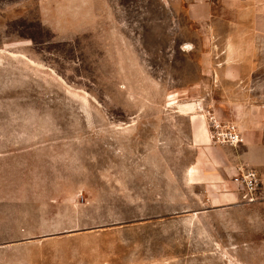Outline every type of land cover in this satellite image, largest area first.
<instances>
[{
	"label": "rangeland",
	"instance_id": "374dc122",
	"mask_svg": "<svg viewBox=\"0 0 264 264\" xmlns=\"http://www.w3.org/2000/svg\"><path fill=\"white\" fill-rule=\"evenodd\" d=\"M194 1L0 0V264H264V161L253 201L182 184Z\"/></svg>",
	"mask_w": 264,
	"mask_h": 264
},
{
	"label": "crops",
	"instance_id": "0c3cea01",
	"mask_svg": "<svg viewBox=\"0 0 264 264\" xmlns=\"http://www.w3.org/2000/svg\"><path fill=\"white\" fill-rule=\"evenodd\" d=\"M242 1L218 0L220 6L212 7L195 0L188 7L193 30L206 31L202 40L224 43L197 54L193 78L178 90L186 98L179 107L193 153L182 184L189 190L197 187L193 198L208 206L234 202L238 192L231 176L237 166L264 161L256 155L264 148V0H250L254 5ZM178 47L187 51L184 45ZM194 110L202 114H190ZM208 112L236 125L242 137L237 147L209 141L204 119Z\"/></svg>",
	"mask_w": 264,
	"mask_h": 264
},
{
	"label": "built area",
	"instance_id": "2783aa9c",
	"mask_svg": "<svg viewBox=\"0 0 264 264\" xmlns=\"http://www.w3.org/2000/svg\"><path fill=\"white\" fill-rule=\"evenodd\" d=\"M209 136L216 142L236 144L242 140L240 131L232 122H221L211 115H206ZM240 199L253 201L257 199L260 188V178L252 167H241L240 171L232 175Z\"/></svg>",
	"mask_w": 264,
	"mask_h": 264
}]
</instances>
